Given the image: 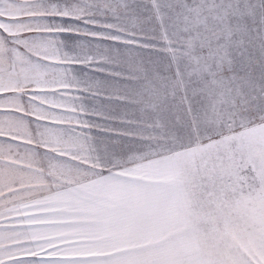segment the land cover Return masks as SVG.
<instances>
[{"label": "snow or ice", "instance_id": "6c2138e0", "mask_svg": "<svg viewBox=\"0 0 264 264\" xmlns=\"http://www.w3.org/2000/svg\"><path fill=\"white\" fill-rule=\"evenodd\" d=\"M0 264H264V0H0Z\"/></svg>", "mask_w": 264, "mask_h": 264}]
</instances>
